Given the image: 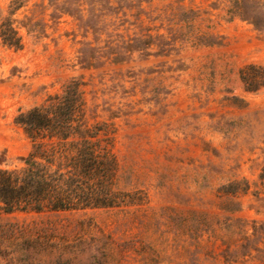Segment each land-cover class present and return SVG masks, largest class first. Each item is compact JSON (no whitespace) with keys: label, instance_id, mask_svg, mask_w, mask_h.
Here are the masks:
<instances>
[{"label":"rangeland","instance_id":"rangeland-1","mask_svg":"<svg viewBox=\"0 0 264 264\" xmlns=\"http://www.w3.org/2000/svg\"><path fill=\"white\" fill-rule=\"evenodd\" d=\"M74 82L123 202L0 208V264H264V0H0L1 169Z\"/></svg>","mask_w":264,"mask_h":264},{"label":"trees","instance_id":"trees-1","mask_svg":"<svg viewBox=\"0 0 264 264\" xmlns=\"http://www.w3.org/2000/svg\"><path fill=\"white\" fill-rule=\"evenodd\" d=\"M137 40L127 43V48L134 49L139 41L146 45L151 43ZM10 44L20 46L17 41ZM124 56L121 53L119 58ZM77 85L74 82L64 94L51 97L52 106L35 107L20 121L29 128L33 149L24 158L25 167L0 168V208L4 211L86 209L123 202L122 192L113 191L112 183L109 185L107 181L113 171V158L106 151L88 147L91 143L86 136L69 140V130L80 129L71 123L68 112L82 108Z\"/></svg>","mask_w":264,"mask_h":264}]
</instances>
